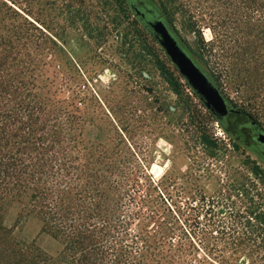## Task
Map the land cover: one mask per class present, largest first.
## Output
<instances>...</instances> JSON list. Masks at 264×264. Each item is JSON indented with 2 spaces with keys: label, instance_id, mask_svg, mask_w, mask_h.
Segmentation results:
<instances>
[{
  "label": "trees",
  "instance_id": "1",
  "mask_svg": "<svg viewBox=\"0 0 264 264\" xmlns=\"http://www.w3.org/2000/svg\"><path fill=\"white\" fill-rule=\"evenodd\" d=\"M139 1L147 14L141 20L162 16L228 103L232 88L255 110L233 105L237 113L213 117L236 146L246 147L253 124L264 132V0H171L180 2L192 32L201 36L204 26L211 34L197 54L168 22L164 0ZM49 43L56 46L11 0H0V264H232L204 254L193 231L200 222L181 221L168 183L160 190L140 158L139 168L119 129L111 139L81 108L77 92L63 97L57 74L49 73ZM168 63L173 92L198 99ZM12 210L17 218L8 225ZM254 214L257 225L244 223L246 242L264 241V215ZM32 216L54 252L19 235L18 225Z\"/></svg>",
  "mask_w": 264,
  "mask_h": 264
},
{
  "label": "rangeland",
  "instance_id": "2",
  "mask_svg": "<svg viewBox=\"0 0 264 264\" xmlns=\"http://www.w3.org/2000/svg\"><path fill=\"white\" fill-rule=\"evenodd\" d=\"M164 2L168 22L197 54L210 32L204 26L201 36L192 32L180 2ZM11 6L55 41L56 46L48 44L49 73L57 74L63 97L77 92L81 108L111 139L119 129L139 168H144L140 158L147 175L162 183L160 190L168 183L169 203L181 221L200 222L193 231L204 254L216 253L232 264H264L263 236L249 235L252 241L246 242L244 227L246 221L257 225L254 213L264 215V165L236 146L188 90L173 92L170 61L125 0H11ZM226 93L230 105L255 111L232 88ZM259 116L264 129V114ZM17 212L10 211L8 225ZM18 233L56 250L33 216L18 225Z\"/></svg>",
  "mask_w": 264,
  "mask_h": 264
},
{
  "label": "water",
  "instance_id": "3",
  "mask_svg": "<svg viewBox=\"0 0 264 264\" xmlns=\"http://www.w3.org/2000/svg\"><path fill=\"white\" fill-rule=\"evenodd\" d=\"M138 6L144 7V3L139 1ZM131 11L134 13L135 7L131 6ZM147 12L152 15L151 11ZM134 15L155 39L183 82L213 117L220 120L229 112L237 113L235 109H231L224 95L209 79L207 71L199 65L197 58L186 50L162 16H154L153 19L143 22ZM257 141L264 145V134H260Z\"/></svg>",
  "mask_w": 264,
  "mask_h": 264
},
{
  "label": "flooded vegetation",
  "instance_id": "4",
  "mask_svg": "<svg viewBox=\"0 0 264 264\" xmlns=\"http://www.w3.org/2000/svg\"><path fill=\"white\" fill-rule=\"evenodd\" d=\"M130 1H131V4L134 5V7H135V12L133 14H136L138 16V18H140V19H143V20L147 19V17H146L147 14H146V11L144 10V8L138 6L139 0H130ZM230 106H231V109L232 108L234 109V107L232 105H230ZM229 114L232 115L235 113L230 112ZM252 126H253V130L251 132L246 133V135H245L246 137L244 138V143L250 151H253L256 154H258L259 156H261L262 158H264V145L257 141V137L260 134H264V132L262 131V129L260 127L254 125V124Z\"/></svg>",
  "mask_w": 264,
  "mask_h": 264
}]
</instances>
